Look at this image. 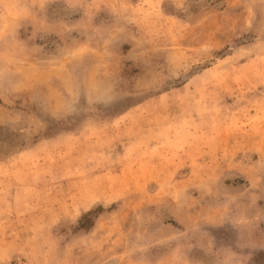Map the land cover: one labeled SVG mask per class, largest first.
<instances>
[{"label": "rangeland", "instance_id": "1", "mask_svg": "<svg viewBox=\"0 0 264 264\" xmlns=\"http://www.w3.org/2000/svg\"><path fill=\"white\" fill-rule=\"evenodd\" d=\"M0 264H264V0H0Z\"/></svg>", "mask_w": 264, "mask_h": 264}, {"label": "trees", "instance_id": "2", "mask_svg": "<svg viewBox=\"0 0 264 264\" xmlns=\"http://www.w3.org/2000/svg\"><path fill=\"white\" fill-rule=\"evenodd\" d=\"M91 214V212H87V213H85L84 215H82L81 217H80V221H79V224H80V226L81 227H83L84 229H88L89 228V226H90V223H91V221L89 220V218H88V216ZM82 222H85V224H81Z\"/></svg>", "mask_w": 264, "mask_h": 264}]
</instances>
